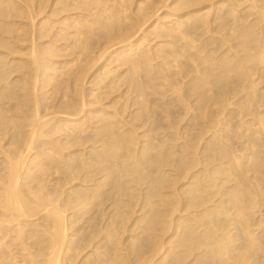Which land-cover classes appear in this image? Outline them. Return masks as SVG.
<instances>
[{
	"label": "rangeland",
	"instance_id": "374dc122",
	"mask_svg": "<svg viewBox=\"0 0 264 264\" xmlns=\"http://www.w3.org/2000/svg\"><path fill=\"white\" fill-rule=\"evenodd\" d=\"M182 2L0 0V188L66 208L64 264H264V0ZM1 205L2 264L46 259Z\"/></svg>",
	"mask_w": 264,
	"mask_h": 264
},
{
	"label": "bare ground",
	"instance_id": "6f19581e",
	"mask_svg": "<svg viewBox=\"0 0 264 264\" xmlns=\"http://www.w3.org/2000/svg\"><path fill=\"white\" fill-rule=\"evenodd\" d=\"M149 1V0H148ZM160 3L161 1L163 0H159ZM187 1V0H186ZM158 2V1H157ZM183 2H185V0H183ZM182 2V3H183ZM191 2V0H190ZM195 2V1H194ZM155 4V2H153ZM164 3V2H163ZM189 3V2H187ZM165 4V3H164ZM190 4V3H189ZM194 4V3H193ZM152 5V4H151ZM158 5V4H156ZM181 5V4H180ZM186 5V3L184 4ZM190 6V5H188ZM152 7V6H151ZM155 7V6H153ZM152 7V8H153ZM161 7V6H160ZM180 7V6H179ZM182 7V6H181ZM180 7V8H181ZM156 8V7H155ZM176 9H179V8H176ZM153 10V9H152ZM181 10V9H180ZM153 12V11H152ZM146 14V13H145ZM146 16V15H145ZM140 17V15H139ZM126 18V17H125ZM138 18V17H137ZM144 18V17H143ZM140 19V18H138ZM142 19V17H141ZM146 19V18H145ZM136 20V19H135ZM144 20V19H142ZM149 20V19H148ZM133 21V20H131ZM147 21V20H146ZM134 23V22H133ZM137 23V21L135 22ZM139 23V21H138ZM141 23V22H140ZM145 23V22H143ZM142 24V23H141ZM126 25V24H125ZM129 25V24H128ZM133 26V24H130ZM136 25V24H135ZM140 25V24H139ZM128 27V26H127ZM138 27V26H137ZM136 27V28H137ZM124 28V27H123ZM133 28V27H132ZM135 28V27H134ZM121 30V29H120ZM128 30V29H127ZM137 30V29H136ZM135 30V31H136ZM130 31V30H129ZM125 33V31H123ZM127 32V31H126ZM119 33V32H118ZM144 33V32H143ZM119 36V34H117ZM120 36L122 37V33H120ZM126 36V35H125ZM128 36V35H127ZM111 37V36H110ZM113 37V36H112ZM124 38V37H122ZM118 39V38H117ZM128 39V38H127ZM110 40V39H109ZM125 40V39H124ZM123 40V41H124ZM121 42V40H120ZM33 132V130H32ZM31 132V133H32ZM32 136H33V133H32ZM27 142V141H26ZM29 145V144H28ZM28 145H25V146H28ZM29 147V146H28ZM26 147V148H28ZM30 148V147H29ZM28 148V149H29ZM11 158V157H10ZM9 160V159H8ZM12 160V159H10ZM16 160V159H15ZM19 159L15 162H13V160L8 164L9 168L6 172V175L4 174V176H6V179L4 177L3 179V185L4 186H1L2 188H0V190H2V198L3 200L1 199L0 200V203H2L1 207L4 208V209H11L13 210L12 212V215L14 216L13 219L21 215L25 216V215H29V214H34L33 210L34 208H37L39 210H44L45 211V214L48 218H51L52 222H53V226H54V230L50 231V234H49V237H48V257L46 259H43L42 261H39L38 260V263L36 264H64V259L62 257V245L64 243V240H65V237H66V232H67V227H66V222H67V218H66V214H65V209L66 208H61L59 205L57 206L54 201H56V199L52 196H50L49 194L46 195L45 194H41V195H37L35 196L36 199L35 201V205H31L29 202H28V198L26 200V197L25 199L22 198V195L21 192V188L20 186L18 185V181H19V178L18 175L20 176V174L18 173V171L22 168L23 165H21V167L19 166L21 164V160H20V163H18ZM20 167V168H19ZM19 168V169H18ZM3 172V171H2ZM21 173V171H19ZM2 174V173H1ZM1 184V183H0ZM2 185V184H1ZM23 188V187H22ZM41 188V187H40ZM39 188V189H40ZM30 189H31V185H30ZM24 190V189H23ZM35 190V189H34ZM43 190V188H42ZM29 191V190H28ZM27 191V192H28ZM48 191V190H47ZM1 192V191H0ZM24 192V191H23ZM22 192V193H23ZM26 192V193H27ZM37 192V191H36ZM40 192L42 193V191L40 190ZM25 193V194H26ZM49 193V192H48ZM35 195V194H34ZM25 196V195H23ZM29 196V194L27 195ZM31 196V195H30ZM32 197V196H31ZM34 199V198H33ZM75 206V205H73ZM10 211V210H9ZM2 212H6V210H3ZM11 212V211H10ZM15 212V213H14ZM5 214V213H4ZM3 214V216H4ZM2 215V214H1ZM10 218H4L2 220H0V224H4V221L5 223L8 224ZM3 222V223H1ZM17 226L19 227V229L22 228V225H21V222L18 220L17 222ZM5 225V224H4ZM3 226V225H2ZM4 227V228H3ZM3 227H0V232L2 233V230L4 229L5 230V226ZM8 227V226H7ZM6 227V229H7ZM9 228V227H8ZM10 229V228H9ZM18 229V230H19ZM21 231V232H20ZM22 233V230H19V232L17 233V236L19 238H21V236L23 235ZM26 234V233H25ZM74 235H76V233H74ZM79 236H77L78 238ZM23 238V237H22ZM26 239V238H25ZM44 238L40 237V236H36L35 238V241L34 243L38 244V243H41L43 241ZM85 240V239H84ZM91 242V237L88 239V240H85L84 243L83 241H81L78 245H77V242H72L71 244V247H68L67 251L71 250L69 253H65L66 257L70 258L71 256H73V252H72V249L75 248V249H79V251H82L85 247H86V244L90 243ZM37 249V248H36ZM38 250V251H37ZM37 250H34L35 253L32 252H29V254L27 256H30V260H28L26 262V264H35V258L36 256H40L42 253H41V248L39 247ZM62 250V251H61ZM40 251V252H39ZM97 254H100V252H98ZM2 255V254H1ZM2 257V256H1ZM65 258V257H64ZM27 260V258H26ZM100 260H102V256L99 255L97 256L93 261H89L90 263L89 264H97V262H99ZM3 261H0V264H2ZM32 262V263H30Z\"/></svg>",
	"mask_w": 264,
	"mask_h": 264
}]
</instances>
